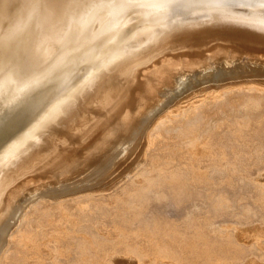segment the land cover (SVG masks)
<instances>
[{"label":"bare ground","instance_id":"bare-ground-1","mask_svg":"<svg viewBox=\"0 0 264 264\" xmlns=\"http://www.w3.org/2000/svg\"><path fill=\"white\" fill-rule=\"evenodd\" d=\"M217 2L0 0V264H264V11Z\"/></svg>","mask_w":264,"mask_h":264},{"label":"rangeland","instance_id":"rangeland-1","mask_svg":"<svg viewBox=\"0 0 264 264\" xmlns=\"http://www.w3.org/2000/svg\"><path fill=\"white\" fill-rule=\"evenodd\" d=\"M197 1V0H196ZM209 1V0H208ZM212 1V0H211ZM218 1L217 3H223L225 7H228L229 11L228 12H231V13H234L235 15L239 16L238 14L240 15H247L248 13V10H250L251 8H254V9H257L259 11H264V9H262L260 6H259V3H258V0L254 1V5L252 4H247L246 3V0H216ZM213 2H215V0H213ZM253 22H256V20H254ZM131 162V159H127L125 162L121 163L120 165H118V167L114 168L112 170V173L110 176H108L106 174V176H108L106 178V176L103 174L101 175V177H99L101 179H99V182L101 183H105L109 180L110 177L114 176L115 174L117 175L118 173H120L128 164H130ZM1 165V164H0ZM256 172H257V168L253 167L250 171L251 175L255 176L256 175ZM105 179V180H104ZM179 213V212H178ZM178 213H175V212H171L170 214H173L172 216H177ZM180 214V213H179ZM227 223H232V220L230 219H227L226 221Z\"/></svg>","mask_w":264,"mask_h":264},{"label":"water","instance_id":"water-1","mask_svg":"<svg viewBox=\"0 0 264 264\" xmlns=\"http://www.w3.org/2000/svg\"><path fill=\"white\" fill-rule=\"evenodd\" d=\"M20 124L15 122H5L0 126V148L12 137L13 134L20 131Z\"/></svg>","mask_w":264,"mask_h":264},{"label":"snow or ice","instance_id":"snow-or-ice-1","mask_svg":"<svg viewBox=\"0 0 264 264\" xmlns=\"http://www.w3.org/2000/svg\"><path fill=\"white\" fill-rule=\"evenodd\" d=\"M259 6L264 9V0H258Z\"/></svg>","mask_w":264,"mask_h":264}]
</instances>
